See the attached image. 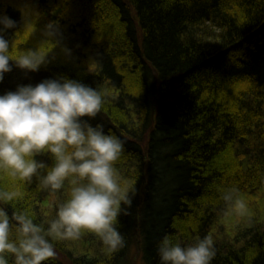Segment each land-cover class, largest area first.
I'll return each instance as SVG.
<instances>
[{
	"label": "trees",
	"instance_id": "16d2710c",
	"mask_svg": "<svg viewBox=\"0 0 264 264\" xmlns=\"http://www.w3.org/2000/svg\"><path fill=\"white\" fill-rule=\"evenodd\" d=\"M33 9L40 16L24 44L22 13ZM0 14L17 21L5 34L14 52L39 46L49 22L61 33L46 68L25 74L10 61L0 94L57 76L98 88L105 102L89 123L125 141L119 179L136 189L118 217L124 248L107 255L84 234L55 241L47 264H128L132 249L160 264L165 235L213 236L212 264H264V0H0ZM37 159L52 165L47 154ZM37 184L0 176V188L22 193L4 205L9 215L47 226L55 197ZM227 186L240 189L250 220L225 215Z\"/></svg>",
	"mask_w": 264,
	"mask_h": 264
},
{
	"label": "clouds",
	"instance_id": "9594fccd",
	"mask_svg": "<svg viewBox=\"0 0 264 264\" xmlns=\"http://www.w3.org/2000/svg\"><path fill=\"white\" fill-rule=\"evenodd\" d=\"M40 13H22L25 29L35 32ZM17 21L0 14V82L14 66L25 74L46 68L60 46L61 33L55 22L44 26L43 42L35 48L13 51L15 41L6 32ZM48 43L52 47L42 49ZM65 58L71 49L61 47ZM98 88L66 76L45 78L39 83L18 85L0 94V176L21 185L31 184L55 197V218L47 226L36 223L23 211L9 215L4 205L18 200V189L0 188V264H47L57 257L55 241L94 236L101 250L112 255L125 247L118 230V217L127 215L136 195L133 185L120 182L117 163L125 152V141L93 126L104 105ZM47 154L49 166L37 157ZM63 193V198L57 194ZM225 215L251 219L248 203L236 186L220 192ZM122 205L124 206L122 208ZM217 249L213 236L183 241L165 235L157 245L160 264H212Z\"/></svg>",
	"mask_w": 264,
	"mask_h": 264
},
{
	"label": "rangeland",
	"instance_id": "374dc122",
	"mask_svg": "<svg viewBox=\"0 0 264 264\" xmlns=\"http://www.w3.org/2000/svg\"><path fill=\"white\" fill-rule=\"evenodd\" d=\"M6 1H10V0H6ZM67 1V0H66ZM25 4H23V8H24ZM24 10V9H23ZM106 27V26H105ZM22 37L24 36L25 40H24V44L27 43L29 41V32L27 33H23V35H21ZM27 37V38H26ZM31 39V37H30ZM34 41V40H33ZM37 41V40H35ZM30 44V43H29ZM32 44V43H31ZM34 46L38 47V43L35 42L34 43ZM234 219V218H233ZM129 263L128 264H144V262L142 261V258L140 256V254L135 250V249H132L130 255H129Z\"/></svg>",
	"mask_w": 264,
	"mask_h": 264
}]
</instances>
